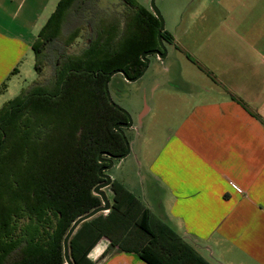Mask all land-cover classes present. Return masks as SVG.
I'll list each match as a JSON object with an SVG mask.
<instances>
[{
	"label": "crops",
	"instance_id": "1",
	"mask_svg": "<svg viewBox=\"0 0 264 264\" xmlns=\"http://www.w3.org/2000/svg\"><path fill=\"white\" fill-rule=\"evenodd\" d=\"M57 1L0 0V106ZM186 9L180 2L165 56H150L139 78L144 113L157 116L107 173L208 264H264V0H188ZM108 245L101 237L88 257ZM99 264L147 263L113 250Z\"/></svg>",
	"mask_w": 264,
	"mask_h": 264
},
{
	"label": "trees",
	"instance_id": "2",
	"mask_svg": "<svg viewBox=\"0 0 264 264\" xmlns=\"http://www.w3.org/2000/svg\"><path fill=\"white\" fill-rule=\"evenodd\" d=\"M121 3L95 14L88 0H58L31 45L35 78L0 106V264L63 263L69 226L101 204L92 192L102 180L98 154L124 152L114 124L126 121L107 102L104 79L117 68L136 76L140 54L158 46V19L135 0ZM80 36L83 46L69 51ZM51 46L56 54L46 76ZM108 188L109 210L81 222L69 238L73 264H99L113 250L134 252L147 264H208L123 185L112 180ZM143 213L145 226L138 222ZM101 237L109 245L91 260Z\"/></svg>",
	"mask_w": 264,
	"mask_h": 264
},
{
	"label": "rangeland",
	"instance_id": "3",
	"mask_svg": "<svg viewBox=\"0 0 264 264\" xmlns=\"http://www.w3.org/2000/svg\"><path fill=\"white\" fill-rule=\"evenodd\" d=\"M135 1L144 9H150V0ZM180 2L182 4L181 12H183V10L187 7L186 11L184 12L187 14L188 0H154V5L160 12V15L164 21L165 32H170L171 34H173L174 24L178 23L182 14L179 11ZM88 3H92L91 5H89L91 7V11H95V14L109 12L114 9L118 10L121 8V6H123L121 0H88ZM81 7H84V4ZM71 21L72 19H70V21L65 24V32L74 25V21ZM84 41L85 36H80L74 41L71 46L68 47V50L73 51L81 48L83 46ZM55 54L56 50L54 49V47H49V61L47 67L45 68L46 76H49L52 71ZM25 63L26 61L23 65H25ZM26 66L27 71L24 70ZM26 66L22 68L21 74L17 76L16 80H14L13 88H10L4 93L5 101L14 98L23 88H25L31 82L32 79L30 78H32L33 76L35 77L34 57H32L31 59H27ZM142 79L143 78L135 82H129L125 80L121 74H115L108 81V91L113 102L121 108L125 109L129 113L130 118L132 120L131 127L127 128L126 130L125 128H123L128 145L132 138L139 137L141 133L144 132V130L146 129V122L148 118H156L157 116V108H155L153 111H150L149 113H144L150 103V97L148 95V91H145L144 89L145 86L142 85ZM118 80H120L122 83L120 85V88L116 87V82ZM207 256L209 258H215V256L211 253L210 250H208Z\"/></svg>",
	"mask_w": 264,
	"mask_h": 264
},
{
	"label": "water",
	"instance_id": "4",
	"mask_svg": "<svg viewBox=\"0 0 264 264\" xmlns=\"http://www.w3.org/2000/svg\"><path fill=\"white\" fill-rule=\"evenodd\" d=\"M150 9L152 10L153 14L156 16V18L159 21V28H158L157 34H156L158 48H152V49L143 51L140 54L141 60L144 62V65L136 76L129 77L124 72V70L117 68V69H113L110 72H108L105 79H104V82H103V90H104V94H105L107 102L112 107L119 110L120 112H122L126 116V121H121V122H117L114 124V129L119 132V134L121 135V137L123 139V142L125 145V150L121 154H111V153H106V152H99L98 161L100 163H106V164L101 165L98 168L97 175L102 180H101V182H99L98 184H96L93 187L92 192L100 197L101 204L98 205L97 207H94L93 209L89 210L88 212L78 216L71 223V225L69 226L68 230L66 231V233L62 239V252H63L64 262L61 264H73L72 260L70 258V255H69L68 241H69V238L71 237V235L76 230V228L79 226V224L81 222L87 220V219H90L91 217L95 216L96 214H98L100 212H104V211L109 210L110 202L108 200V197H107L104 189L110 185L111 177L105 171H108L109 169H111V167H112V165L116 159H121V158L125 157L129 152V145H128L127 139L125 137L123 128L131 127L132 120L130 118L129 113L125 109L121 108L120 106H118L116 103L113 102V100L109 94V91H108V81L115 74H121L125 80H127L129 82H134L137 79H139L144 74V72L146 71L148 64H149V56L150 55H157L159 58H162L165 56V54L167 52L166 47H165L163 40L161 38V33L164 29V21L160 15V12L158 11L156 6L154 5V0H150Z\"/></svg>",
	"mask_w": 264,
	"mask_h": 264
},
{
	"label": "flooded vegetation",
	"instance_id": "5",
	"mask_svg": "<svg viewBox=\"0 0 264 264\" xmlns=\"http://www.w3.org/2000/svg\"><path fill=\"white\" fill-rule=\"evenodd\" d=\"M147 10H149L152 14H153V12H152V10L151 9H147ZM154 15V14H153ZM155 16V15H154ZM156 17V16H155ZM164 30V29H163ZM162 34V33H161ZM170 35L168 34V33H164V37H169ZM163 40V43H164V39H162ZM164 45H165V43H164ZM156 48H158V46L156 47ZM150 56H157V55H150ZM149 56V57H150ZM158 57V56H157ZM106 163H102V165H105ZM106 173H107V171H105Z\"/></svg>",
	"mask_w": 264,
	"mask_h": 264
},
{
	"label": "built area",
	"instance_id": "6",
	"mask_svg": "<svg viewBox=\"0 0 264 264\" xmlns=\"http://www.w3.org/2000/svg\"><path fill=\"white\" fill-rule=\"evenodd\" d=\"M262 61H263V64H264V57H263V60Z\"/></svg>",
	"mask_w": 264,
	"mask_h": 264
}]
</instances>
